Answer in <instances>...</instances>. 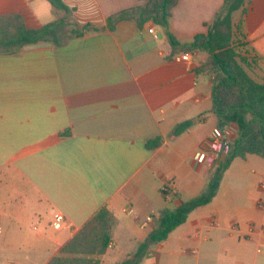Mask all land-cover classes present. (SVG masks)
<instances>
[{
    "label": "crops",
    "instance_id": "obj_1",
    "mask_svg": "<svg viewBox=\"0 0 264 264\" xmlns=\"http://www.w3.org/2000/svg\"><path fill=\"white\" fill-rule=\"evenodd\" d=\"M61 1L72 11L48 0H0V16L20 15L30 30L66 21L43 40L52 47H22L13 54L0 47V257L5 264H47L106 206L116 225L112 248L99 261L122 264L157 228L163 211L205 190L214 169L196 156L206 153L212 132L235 139L238 129L217 128L212 83L194 72L208 55L195 51L188 61L185 53L169 59L168 36L152 21L142 28L122 21L113 31L71 37L73 28L104 27L144 0ZM224 1L179 0L168 31L189 44L208 31ZM245 7L233 14V42L248 74L262 83L264 0H248ZM188 120L197 122L170 139ZM64 132L70 134L60 136ZM155 137L161 145L148 150L146 141ZM165 185L169 197L162 193ZM260 199L264 158L235 159L213 201L150 247L140 264H264ZM56 212L68 220L61 230L51 226ZM30 219L44 226L19 242ZM122 243L135 251L122 252Z\"/></svg>",
    "mask_w": 264,
    "mask_h": 264
},
{
    "label": "trees",
    "instance_id": "obj_2",
    "mask_svg": "<svg viewBox=\"0 0 264 264\" xmlns=\"http://www.w3.org/2000/svg\"><path fill=\"white\" fill-rule=\"evenodd\" d=\"M48 1L55 8L72 11L61 0ZM178 1L144 0L143 4L110 17L104 27L85 25L71 30V37H82L106 28L113 31L114 26L122 21H135L139 28L152 21L163 28L168 36L172 47L169 59L179 53H206L207 59L194 72L197 75H206L212 83V112L217 117V128L224 129L228 125H235L238 129L230 152L214 168L205 190L188 201H183L178 194H174L180 199V205L174 210L163 211L157 228L122 264H140L152 245L166 240L172 231L187 221L195 209L211 203L225 172L235 159H244L248 155L264 158V81L259 83L248 74L233 42V14L240 9L245 12L248 0H225L218 16L208 25V31L197 34L192 42L185 45L168 31L173 9ZM65 24V19H61L39 30H30L20 15H1L0 47L8 54L16 53L24 45L46 40L57 27ZM196 122L188 120L180 123L172 131L170 139L178 138ZM69 134L64 132L60 136ZM161 143L162 138L155 137L148 139L145 146L148 150H154ZM164 188L162 193L166 197L171 195V188L168 185ZM115 225L116 218L112 212L106 206L101 207L47 264H100L99 257L106 254Z\"/></svg>",
    "mask_w": 264,
    "mask_h": 264
},
{
    "label": "built area",
    "instance_id": "obj_3",
    "mask_svg": "<svg viewBox=\"0 0 264 264\" xmlns=\"http://www.w3.org/2000/svg\"><path fill=\"white\" fill-rule=\"evenodd\" d=\"M150 33H154L153 29H149ZM191 53H185L182 56V59L185 61L190 60ZM233 137L231 135H224L222 131L215 130L212 132L209 143H208V150L206 153H198L196 156L197 160L204 159L206 164L211 168L214 169L219 161L223 159L231 150ZM163 189H165L163 187ZM162 189V190H163ZM172 195V193H171ZM168 195L167 197H169ZM257 207L264 212V199H260L257 202ZM128 214L132 213V209L126 210ZM152 217H148L146 219L147 222H150ZM68 223L67 218L60 212H56L53 215V220L51 222V226L54 230H61L63 229L66 224ZM250 228L253 229L254 225H250ZM112 248V243L110 242L108 249ZM260 252V250H258Z\"/></svg>",
    "mask_w": 264,
    "mask_h": 264
},
{
    "label": "rangeland",
    "instance_id": "obj_4",
    "mask_svg": "<svg viewBox=\"0 0 264 264\" xmlns=\"http://www.w3.org/2000/svg\"><path fill=\"white\" fill-rule=\"evenodd\" d=\"M65 38H67V37H63L62 39L65 40ZM211 170H213V169H211ZM39 222H40L39 220H34V219L28 220L23 225V227L20 230V233H19V242H25L27 239H33L35 237V235H36V231L34 230V229H36V226L38 227L39 230L42 229L43 226H44V221H43L42 224H39ZM0 227L3 229V225L2 224H0ZM3 232H5V229H3ZM2 236H4V233L1 232L0 233V242H1ZM154 246L155 245H152L151 248L154 249ZM121 251L122 252H133V251H135V249H134V247L132 245L123 244L121 246ZM130 255H132V254H130ZM145 257H150V256H147L146 255ZM3 258L4 257H0V264H5L2 261Z\"/></svg>",
    "mask_w": 264,
    "mask_h": 264
},
{
    "label": "water",
    "instance_id": "obj_5",
    "mask_svg": "<svg viewBox=\"0 0 264 264\" xmlns=\"http://www.w3.org/2000/svg\"><path fill=\"white\" fill-rule=\"evenodd\" d=\"M162 36V35H160ZM52 47L51 42H46V41H41L37 43H31L23 46V50L28 51V50H38V49H45Z\"/></svg>",
    "mask_w": 264,
    "mask_h": 264
}]
</instances>
